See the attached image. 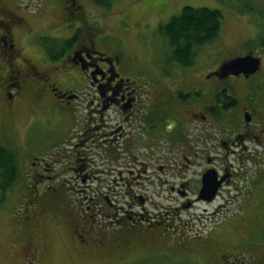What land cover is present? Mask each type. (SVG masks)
<instances>
[{
	"label": "flooded vegetation",
	"instance_id": "obj_1",
	"mask_svg": "<svg viewBox=\"0 0 264 264\" xmlns=\"http://www.w3.org/2000/svg\"><path fill=\"white\" fill-rule=\"evenodd\" d=\"M43 22L55 39L46 56L29 48L31 27ZM95 32L81 0H0L2 94L64 110L62 140L30 154V173L19 180L28 193L20 199L25 264L42 258V193H84L75 217L69 212L70 231L107 264L158 240L172 213L264 204V44L254 72L216 75L235 56L185 67L167 55L103 51ZM204 181L216 186L202 191ZM211 228L193 237L203 251L195 264H264V240L225 242Z\"/></svg>",
	"mask_w": 264,
	"mask_h": 264
},
{
	"label": "rangeland",
	"instance_id": "obj_2",
	"mask_svg": "<svg viewBox=\"0 0 264 264\" xmlns=\"http://www.w3.org/2000/svg\"><path fill=\"white\" fill-rule=\"evenodd\" d=\"M81 2L87 11L89 26L96 29L93 38L103 51L121 48L139 59L166 56L168 40L159 31V25L184 5L215 7L223 14L217 37L197 48L194 64L199 69L213 67L223 58L257 53L264 44V17L258 15L264 11V0H110L109 5L93 0ZM49 15L47 12L48 18ZM47 26L48 22H43L31 27L34 45L31 50L43 53L45 49V56L47 48L50 50L53 46L49 41L55 40L46 33L50 28ZM59 82L64 83L60 79ZM5 96L0 89V145L15 154L18 173L13 188H0V264H25L29 257L20 244L24 238L21 227L26 212L20 199L28 193L18 187L19 180L24 172L30 173L27 162L30 154L46 153L52 142L62 140L64 110L54 103L41 107L27 95L16 97L14 102L9 95ZM83 195L76 191L41 194L38 214L43 228V252L40 264H107L109 259L103 255L82 251L80 237L70 231L69 212L75 217ZM258 196L264 199V194ZM182 220L188 221L187 224ZM168 221L158 240L133 246L123 259L116 257V264H195L194 253L202 255L203 251L195 247L193 237L203 235L211 226L212 239L239 243L243 238L264 240V204L238 202L217 209L212 205H197L179 215L172 213ZM254 245L261 248L259 244ZM202 261L206 264L204 259Z\"/></svg>",
	"mask_w": 264,
	"mask_h": 264
},
{
	"label": "trees",
	"instance_id": "obj_3",
	"mask_svg": "<svg viewBox=\"0 0 264 264\" xmlns=\"http://www.w3.org/2000/svg\"><path fill=\"white\" fill-rule=\"evenodd\" d=\"M100 5H109L110 0H93ZM264 17V11L258 12ZM220 9L210 6L184 5L181 10L159 25V31L168 40V58L182 66L194 63L197 48L215 39L222 20ZM18 167L15 154L0 145V187L6 188L16 180Z\"/></svg>",
	"mask_w": 264,
	"mask_h": 264
},
{
	"label": "water",
	"instance_id": "obj_4",
	"mask_svg": "<svg viewBox=\"0 0 264 264\" xmlns=\"http://www.w3.org/2000/svg\"><path fill=\"white\" fill-rule=\"evenodd\" d=\"M258 61V57L253 55L252 52H248L246 54L224 60L220 65L219 71L215 72V74L225 75L228 73L237 74L239 72L252 73L257 69ZM210 186L213 190L216 186V183H213V185H211L210 183L204 181L202 191H210Z\"/></svg>",
	"mask_w": 264,
	"mask_h": 264
},
{
	"label": "crops",
	"instance_id": "obj_5",
	"mask_svg": "<svg viewBox=\"0 0 264 264\" xmlns=\"http://www.w3.org/2000/svg\"><path fill=\"white\" fill-rule=\"evenodd\" d=\"M33 47H34V45L29 46L30 49L33 48Z\"/></svg>",
	"mask_w": 264,
	"mask_h": 264
}]
</instances>
